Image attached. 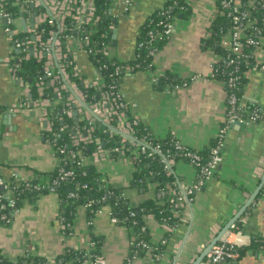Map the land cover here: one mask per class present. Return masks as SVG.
I'll use <instances>...</instances> for the list:
<instances>
[{"label": "crops", "instance_id": "crops-1", "mask_svg": "<svg viewBox=\"0 0 264 264\" xmlns=\"http://www.w3.org/2000/svg\"><path fill=\"white\" fill-rule=\"evenodd\" d=\"M167 1L133 0V7L127 13H122L120 4H114L111 10L117 23L113 30L117 29L118 34L108 46L110 56L123 62L132 60L142 25ZM189 3L192 14L176 20L169 41L154 56V70L127 72L120 91L126 98L130 116H136L153 137L173 136L188 148L203 152L211 146L226 120L225 84L217 76L223 53L204 46L217 15V0H189ZM5 24L0 17V106L6 110L0 121V176L7 184L37 180L49 185L58 162L44 136L38 113L35 110L8 112L11 106L21 102L25 87L14 79L10 70L18 51L5 32ZM225 37H230L229 31ZM76 43L73 40L71 45L81 75L91 79L94 67ZM253 58L254 67L244 71L241 102L243 107L257 104L264 112V44L254 52ZM166 73L182 79L195 77V80L180 88L158 86L159 78ZM222 156L214 178L179 210L182 221L178 226L168 230L154 217L146 218L150 242L159 244L166 240L159 264H193L260 189L264 176V119L240 128L231 126ZM96 166L113 188L126 193L131 205L138 206L156 196V183H149L146 189L131 186L135 171L131 163L108 158ZM172 174L174 182L182 187L196 181L195 169L185 161L175 162ZM255 203L257 206L247 209L242 216L247 217L244 234L230 232L225 236L230 241L246 243L247 238L264 239V186ZM61 212L62 202L55 192L23 200L10 222L0 220V253L9 260L38 255L45 264H73L62 263L58 258L67 250L89 252L91 237L95 234L104 239L101 256L106 264H126L133 240L127 226L115 223L107 212L96 215L90 226L86 210L80 208L73 219L74 232L67 235L62 230ZM150 260L148 254L133 264H149ZM223 264H264V249L248 250L240 259Z\"/></svg>", "mask_w": 264, "mask_h": 264}, {"label": "built area", "instance_id": "built-area-1", "mask_svg": "<svg viewBox=\"0 0 264 264\" xmlns=\"http://www.w3.org/2000/svg\"><path fill=\"white\" fill-rule=\"evenodd\" d=\"M16 4H19V10L21 14H24L26 21V31L21 24L19 29L14 28L16 19L20 20L21 17L14 18L9 12L5 11V0H0V17L6 21L5 32L8 33L14 42V48L18 51L19 57L16 64L11 65V73L15 80H18L22 86L25 87V93L22 100L17 105H13L8 109L9 113L30 112L35 110L38 113V120L43 126V132L46 134H52L48 137V142L54 149L58 165V178L54 180L49 190L50 192H56L57 186L60 181H69L74 178L75 171L67 168V159H75L78 154V148L82 144H88L92 142L91 132L94 130V123L96 121L102 123L106 127V131L110 137H119V144L113 149H106L102 146L99 140L96 141V151L92 156V162L96 165L112 157V152L119 153V160L124 163H131L136 171V166L133 164V160L145 156L147 158H155L159 156L166 168L171 173L174 160L171 154H163L158 146H154L152 142L143 137L138 136L137 127L140 124L139 119L136 116H130L128 112V103L125 96L120 91V84L118 86L117 81L115 84L108 85L104 76L98 69L94 68V75L91 79H84L83 84L86 87H94L97 89L98 98L87 102L84 92L69 79L66 72L67 64L65 59L67 54L62 50L59 34L64 33L67 27L68 19L72 20V30H76V37H71V42L75 40L77 46H79L87 55L92 50L88 48L90 45L91 34L101 21V16L98 14L96 0H15ZM115 4H120L122 7V13H127L133 7V0H115ZM221 8L228 12L231 16L233 24L229 30L230 37L223 38L222 47L224 49V56L219 63L220 73L226 76V84L229 91L226 89V104L227 115L226 120L222 128L217 135L216 146L210 149L208 156L203 157L202 150L191 149L181 144L178 140L175 141V148L184 156L188 163L196 171V181L187 187H182L179 183L174 182V188L171 189L170 203L174 207V212L179 216V210L185 207L187 202H190L191 196L196 192H199L204 185L212 180L216 175L220 164L223 161L222 149L225 145L226 135L232 124L239 121L242 125H253L263 120L264 114H261L259 110H255L248 118H244L240 115L243 105H241L242 96H238L235 89H237V83L240 79L239 72L241 65L248 61V59L254 55V52L264 44V31L257 24H250L244 26V19L246 14L241 3V0H220ZM32 5L34 6L32 8ZM32 10H35L32 13ZM34 17L35 26H30V20ZM41 25H48L56 27L57 31H51L49 36L45 39L42 37V33H39V27ZM172 24L166 25V33L170 37V33L173 30ZM43 31V30H42ZM27 34L28 36L20 37V35ZM81 34L84 35L81 38ZM16 36V37H15ZM35 36V41L32 39ZM31 37V38H30ZM33 49V51H32ZM68 51H71L74 56L73 46L70 45ZM106 55L110 56L108 47L105 49ZM34 58L38 61L45 60L44 63V80H48V85L54 88L56 93V100L51 101L49 97H43L45 89V81L42 78L36 81V86L41 94V97L37 100H32L30 96V86L23 79L20 78L18 70L21 67V61ZM75 59V56H74ZM76 61V59H75ZM122 70L121 66H117L115 73L119 74ZM75 75L81 76V71L77 65L74 68ZM46 76V78H45ZM195 77L190 78L182 86H176L175 88L188 86ZM58 87L57 84H61ZM61 90L68 92L66 100V108L63 113L68 117L80 116L81 120L89 122L90 129L83 134L80 129H77L69 143H63L57 146L55 149V137H60L56 131H54L53 121L50 118L49 107L51 105L59 104L63 97ZM67 127L61 129L63 132ZM134 171V172H135ZM101 182L104 183L108 189L112 188L111 184L101 177ZM26 187L34 190H42L49 185L38 183L33 185L31 181L23 182ZM3 186L6 191L5 194H0V219L1 221L10 222L6 212H10L12 216L18 212L17 202L13 197V190L9 188V185L3 181L0 177V188ZM109 195H113L110 191ZM106 196L104 197V199ZM127 198L125 192H122L118 199L124 200ZM94 201L87 203L83 209L87 210L91 208ZM108 213L109 217L115 223L119 224V220L113 217L108 208H102L97 211L96 215ZM131 216H135V212L131 213ZM240 221L243 225L247 223V217H241ZM89 224L93 225V221L89 220ZM70 227V225H68ZM67 225L62 223V230L65 231ZM168 230H173V227L166 226ZM237 229L236 223L231 226L233 234L243 235L241 231H234ZM73 234V233H72ZM70 234V235H72ZM133 243V240L131 244ZM251 241L247 238L246 243L240 241H230L228 237H224L219 243H217L210 253L206 257V261L201 264H223L226 261H235L241 258V248L249 246ZM166 244V240L161 241L159 244H154L150 241H141L138 246L150 251L151 257L149 264H159L160 256L156 251L160 245ZM137 256H127L126 264H133L137 259ZM87 264H106L103 258H98L95 262L88 261Z\"/></svg>", "mask_w": 264, "mask_h": 264}, {"label": "trees", "instance_id": "trees-1", "mask_svg": "<svg viewBox=\"0 0 264 264\" xmlns=\"http://www.w3.org/2000/svg\"><path fill=\"white\" fill-rule=\"evenodd\" d=\"M5 11L9 12L14 18H18L21 14L19 10V4H16L15 0H5ZM217 15L214 18L210 33L211 36L204 40L205 48L215 49L219 54L224 56V49L222 47L223 36L231 29L233 21L228 12L221 8L220 0H217ZM246 18L244 19V26L250 24L259 25L264 31V0H241ZM115 0H96V6L98 14L101 16V21L97 25V28L89 34L90 45L88 48L92 52L88 55L91 65L98 69L104 76L108 85L119 84L122 81L123 76L127 72L137 71H153L154 70V56L159 53L169 41V35L166 33V25H174L176 20L180 18H188L192 14V8L189 0H168L164 6L150 15L142 25L140 33L137 39L135 55L132 60L123 62L114 57L106 55L105 49L113 42V27L115 26V19L112 15V8L114 7ZM35 10H32L34 13ZM68 29L59 34L62 50L67 54L65 62L67 64L66 72L72 83H75L85 94L87 102L98 98L97 89L94 87H86L83 84L84 76L75 75L76 61L73 53L68 51L71 45V37H76V30H72V20L67 21ZM43 30V31H42ZM51 31H57L56 27L41 25L39 27V33H42V37L45 39L49 36ZM28 36L27 34L20 35V37ZM16 37V36H15ZM84 35L81 34V38ZM31 38V37H30ZM12 61L16 64L17 58ZM44 63L45 60L38 61L34 58L21 61V67L18 70V74L30 86V96L32 100H37L41 97L40 92L36 86V81L40 78L44 80ZM255 62L253 56L248 61L244 62L240 67L239 76L240 79L237 83V89L234 92L238 96H242L245 86L244 71L254 67ZM121 66L122 70L119 74L115 73L116 67ZM219 68V65H218ZM217 76L226 83V76L217 70ZM189 79H182L173 73H166L159 78L158 86H170L175 88L176 86H182ZM45 81V89L43 97H49L51 101L56 100V93L54 88L48 85V80ZM63 83L57 84L61 87ZM226 85V84H225ZM225 89L229 91L228 86ZM62 101L57 105H51L49 107L50 118L53 121L54 131L60 135L55 137L54 142L57 146L63 143H69L73 133L80 129L83 134L90 129L89 122L81 120L80 116L68 117L63 113L66 108V100L68 92L61 90ZM242 105V103H241ZM255 110H259L261 114H264L263 110L254 103L246 104L240 111V115L244 118H248ZM5 109L0 106V121L5 115ZM264 119V118H263ZM94 130L91 132L92 142L88 144H82L78 148V154L75 159H67V168L75 171V176L69 181H60L57 193L62 202V212L60 214L61 223L67 225L64 233L67 235L72 234L73 231V219L76 216L78 209L84 207L87 203L94 201L91 208L86 210L88 220L94 221L96 213L102 208H108L111 211L113 217L119 220V224L127 226L133 236V243L130 245V256L144 257L147 256L150 251L138 246L141 241H150L149 230L146 224V218L149 216L154 217L161 225L175 228L178 226L182 219L181 216H177L174 212V207L170 203L171 189L174 188V175L169 173L165 164L159 156L155 158H147L141 156L140 158L133 160V164L137 167L133 174L131 186H135L140 189H146L149 183H156L157 191L156 196L151 199L145 200L138 206H133L129 202L128 198L121 200L118 199L121 196L123 190L118 188L105 187L101 182V174L98 171L96 164L92 162V156L96 151V141L99 140L102 146L106 149L113 150L119 144V137H110L106 131V127L96 121L94 124ZM67 127L63 132L62 128ZM138 136L142 139L146 137L147 140L152 142L156 147L158 146L163 154H171L175 162L188 160L180 154L175 148V139L173 136H168L164 139L155 138L151 135L148 128L144 127L141 123L137 127ZM52 134L44 133L46 139ZM217 138L214 139L211 146L203 151V157H207L210 149L216 146ZM112 157L119 158V153L112 152ZM1 177V176H0ZM58 178V168L51 173L50 184L47 188L42 190H34L25 186L23 182L11 181L8 185L13 190V197L17 202V207L22 204L23 200L35 199L41 194L50 192L49 187L51 183ZM33 185L40 183L37 180L31 181ZM112 191L113 195H109ZM6 191L0 188V194H5ZM106 198L104 199V197ZM252 207L248 209L251 210ZM135 212V216H131V213ZM9 219H12V214L9 210L6 212ZM1 220V219H0ZM5 222V221H2ZM70 225V227L68 226ZM93 226V225H90ZM237 229L234 231L245 232L244 226L240 221L236 222ZM103 238L92 234L91 237V250L75 251L67 250L66 253L58 258L62 263L72 262L73 264H84L88 261L95 262L101 256V248L103 245ZM160 248L156 251L159 256L162 255L164 245H160ZM260 250L264 249V239L261 237H252L251 243L247 247L241 248V257L247 253L248 250ZM0 264H45V260L38 255H26L18 258L17 260H9L0 253Z\"/></svg>", "mask_w": 264, "mask_h": 264}, {"label": "water", "instance_id": "water-1", "mask_svg": "<svg viewBox=\"0 0 264 264\" xmlns=\"http://www.w3.org/2000/svg\"><path fill=\"white\" fill-rule=\"evenodd\" d=\"M34 6L32 5V8ZM21 17V24L24 27L25 31H26V21L23 18L24 14H20ZM115 23H117V21L115 20ZM30 26L32 28H34L35 26V19L34 17L30 20ZM113 39L116 38V35L118 34V30H114L113 32ZM32 39L35 41V36H32ZM33 51V49H32ZM46 78V76H45ZM12 119V116H9V120ZM242 126V124L239 121H236L234 124H232V128H240ZM264 186V176L262 178V183H261V187L258 191H256L253 195H251V197L249 198V200L247 201V203L243 206V208L229 221V223L224 227V229L214 238V240L208 245V247L204 250V252L196 259L195 262H193V264H201L205 258L207 257V255L210 253V251L212 250V248L219 243L226 235L230 234L231 231V226L236 223L247 211V209H249L250 207H252V210L254 209V207L257 206L256 199L260 193V190L262 189V187ZM1 188L3 189L4 187L1 186Z\"/></svg>", "mask_w": 264, "mask_h": 264}, {"label": "rangeland", "instance_id": "rangeland-1", "mask_svg": "<svg viewBox=\"0 0 264 264\" xmlns=\"http://www.w3.org/2000/svg\"><path fill=\"white\" fill-rule=\"evenodd\" d=\"M20 27H21V22H20V20L16 19L15 24H14V28L19 29Z\"/></svg>", "mask_w": 264, "mask_h": 264}]
</instances>
